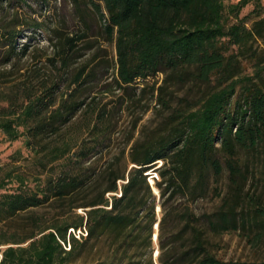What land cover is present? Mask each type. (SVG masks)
I'll return each instance as SVG.
<instances>
[{"label": "trees", "instance_id": "1", "mask_svg": "<svg viewBox=\"0 0 264 264\" xmlns=\"http://www.w3.org/2000/svg\"><path fill=\"white\" fill-rule=\"evenodd\" d=\"M12 2L0 0V19ZM91 3L116 44L120 90L164 75L151 85L163 121L126 159L123 153L103 167L91 161L108 147L111 111L97 96L80 97L94 76L91 60L71 69L86 32L55 30L47 57L55 72L0 91V130L10 141L25 139L34 165L32 173L21 170L18 151L0 167V264H154L156 196L147 173L158 162L156 186L166 197L160 230L168 218L180 226L161 236V264H264L220 259L209 238L242 230L264 242V49L255 46L264 42L261 0ZM250 4L258 16L251 24L240 17ZM17 18L0 24V84L15 81L8 67L28 53L18 50ZM214 196L220 204L211 213L198 216L190 206ZM172 200L184 209L167 208Z\"/></svg>", "mask_w": 264, "mask_h": 264}, {"label": "rangeland", "instance_id": "2", "mask_svg": "<svg viewBox=\"0 0 264 264\" xmlns=\"http://www.w3.org/2000/svg\"><path fill=\"white\" fill-rule=\"evenodd\" d=\"M239 0H232L236 3ZM264 6V0H261ZM102 6L103 3H102ZM5 9L1 14V25L12 22L13 16L17 15V22L22 23L15 26L18 30H22V34L17 40L18 50L28 47L26 56L16 57L11 62L13 66H9V70H14L13 83L0 84V91H9L12 85L21 80L32 79L34 82L42 80L41 75H50L55 72L51 68L47 57L53 54L51 47V38L53 32L57 29L63 31L67 35L81 34L86 32L87 38L79 42L76 47V54L73 58L71 69L91 60L89 72L92 71L94 76L90 78V83L84 88L81 98L97 96L99 101L108 106L111 111V124L113 132L107 140L108 147L102 152V156L92 157L91 161L100 159V165L112 160L114 157H122L125 153V159L128 157L132 144L147 135H150L159 124L163 121V109L157 104L155 95L151 85L158 81L157 86L162 84L163 74L149 78L146 82L138 80L135 90H127L124 92L117 87L116 83V62L117 50L116 44L106 34L104 21L101 20L99 13L93 9L91 0H13L12 8ZM254 4L248 5L242 12L240 17L248 16V23L258 19L257 13L253 11ZM102 12L106 14L104 7ZM250 16V17H249ZM264 16V10L262 12ZM83 19V21H81ZM6 20V21H5ZM42 23L43 26L35 31L27 27V23ZM16 25V24H15ZM260 50L264 49V42L258 41L255 44ZM3 48L0 47V58L3 56ZM40 70L39 73L35 70ZM74 70V69H73ZM37 73V74H36ZM148 83L145 91L142 88ZM186 90H180L178 96H185ZM177 99L176 103L177 104ZM167 114V113H165ZM21 152V161L17 164L21 166V170L32 173L34 165L29 155L30 149L25 145V139L21 138L17 141H10L7 136L0 130V167H4L12 162V155ZM162 162H158L156 168L162 166ZM124 159L121 161V168H124ZM152 169L148 172V182L156 196L155 214L156 223L153 232V247L151 248L154 264H161L160 257L162 251L160 249L161 236L166 239L167 230L170 232L173 228H178V224L174 223L171 218L167 219V230H160L159 223L162 220L165 211L163 202L166 197L161 196L160 190L156 184L159 182L157 171ZM37 170V169H35ZM123 181L120 182L122 184ZM223 193L226 192L225 179L220 185ZM220 204V198L213 197L205 200H198L190 203L192 209L198 216L213 212ZM167 208L175 207L177 210L184 209V202L172 200ZM42 211H49L48 208ZM79 210V213H82ZM177 226V227H174ZM79 231L77 235H79ZM210 249L220 259L241 260V261H260L264 260V242L256 243L253 241V233L248 231H231L227 233L213 234L209 233ZM6 246H0V258L2 250ZM149 254V253H148ZM147 254V255H148ZM127 260V259H126Z\"/></svg>", "mask_w": 264, "mask_h": 264}]
</instances>
